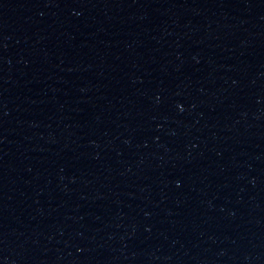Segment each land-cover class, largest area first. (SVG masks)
I'll use <instances>...</instances> for the list:
<instances>
[{
  "label": "water",
  "instance_id": "1",
  "mask_svg": "<svg viewBox=\"0 0 264 264\" xmlns=\"http://www.w3.org/2000/svg\"><path fill=\"white\" fill-rule=\"evenodd\" d=\"M0 264H264V0H0Z\"/></svg>",
  "mask_w": 264,
  "mask_h": 264
}]
</instances>
